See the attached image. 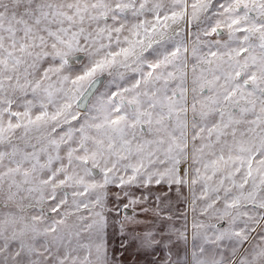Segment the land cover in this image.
Returning <instances> with one entry per match:
<instances>
[{"label":"snow or ice","instance_id":"snow-or-ice-1","mask_svg":"<svg viewBox=\"0 0 264 264\" xmlns=\"http://www.w3.org/2000/svg\"><path fill=\"white\" fill-rule=\"evenodd\" d=\"M151 185L191 197L165 264H264V0H0V264H122L108 190Z\"/></svg>","mask_w":264,"mask_h":264},{"label":"crops","instance_id":"crops-1","mask_svg":"<svg viewBox=\"0 0 264 264\" xmlns=\"http://www.w3.org/2000/svg\"><path fill=\"white\" fill-rule=\"evenodd\" d=\"M132 191L135 197L141 198V202L127 209L124 205L128 203V198L124 197L118 188L110 187L107 195L108 245L117 256L121 257L122 264H165L170 255L172 260H176L178 255L183 258L186 253H190L193 246V213L188 191L182 190L178 194L175 186L169 190L166 185H151L146 189L134 188ZM118 193H120L119 200H117ZM125 216L136 223L125 222ZM121 223L124 224L123 233H121ZM185 225H187L186 244L177 234L185 231ZM147 232H152L161 243L152 248H142L137 237ZM196 243L200 241L197 240ZM231 244L229 240L220 242L221 249L225 252L231 249Z\"/></svg>","mask_w":264,"mask_h":264},{"label":"rangeland","instance_id":"rangeland-1","mask_svg":"<svg viewBox=\"0 0 264 264\" xmlns=\"http://www.w3.org/2000/svg\"><path fill=\"white\" fill-rule=\"evenodd\" d=\"M214 222H215V221H211L210 223H214ZM252 235H253V237H255L256 234L253 233ZM253 242H254V240H253V241H250L249 243L244 244L243 248H248V247L250 246V244L253 243ZM243 248H241L240 251H243ZM227 249H228V248H227ZM228 250H231V249H228ZM228 250H226V253H229Z\"/></svg>","mask_w":264,"mask_h":264}]
</instances>
